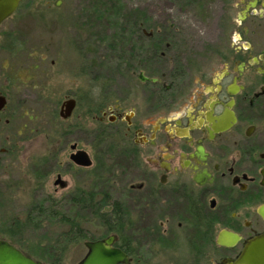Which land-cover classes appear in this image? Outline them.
Returning <instances> with one entry per match:
<instances>
[{
  "label": "flooded vegetation",
  "instance_id": "af4514ba",
  "mask_svg": "<svg viewBox=\"0 0 264 264\" xmlns=\"http://www.w3.org/2000/svg\"><path fill=\"white\" fill-rule=\"evenodd\" d=\"M33 1L21 0L10 16H0V99L6 103L0 123L9 111L15 119L21 115L20 107H10L11 92L25 85L40 100L41 86L30 81L48 76L29 71L23 80L17 66L21 48L13 19L46 16L51 9ZM178 6L180 18L162 16L152 30L149 19L127 21L135 34L128 51L115 52L117 83L100 89L87 111L96 128L92 143L108 144L112 153L114 177L106 188L114 195L102 193L105 162L93 172V164L73 160L85 151L84 133L68 125L61 152L71 153L53 185L62 196L48 194L36 203L62 201L69 234L84 233L71 215L87 212L102 220L108 234L84 245L111 238L126 257L119 264H264V0H180ZM29 56L34 70H43V53ZM71 99L74 113L87 98L76 93L64 102ZM20 136L0 131V245L36 264H54L52 248L44 253L35 237L42 206L23 219L15 203L23 200L21 181L38 186L47 180L51 174L38 170L57 166L58 153L23 158L33 167L28 176L20 166ZM119 170L125 174L117 178ZM105 200L110 211L102 210Z\"/></svg>",
  "mask_w": 264,
  "mask_h": 264
},
{
  "label": "rangeland",
  "instance_id": "374dc122",
  "mask_svg": "<svg viewBox=\"0 0 264 264\" xmlns=\"http://www.w3.org/2000/svg\"><path fill=\"white\" fill-rule=\"evenodd\" d=\"M61 1V5L56 6L58 0H34L33 2L38 4L48 2L51 5V9L46 11V16L29 18L21 13L12 21V32L21 48L17 65L21 68L20 76L25 80V72L29 71L34 74L46 71L48 76L44 75L42 78L30 81L41 86L36 91L40 94V100L32 97V92L26 90L25 85L21 86L20 90L10 93V107L12 109L20 107L21 115L19 119H15L11 117L9 111L0 123V131L14 134L15 137L18 131L21 132L19 138L23 139L20 145L23 147V154L20 161L24 164L20 166L24 173L27 170L28 176L32 175L33 167L28 164L29 160L23 158L26 156L28 158L31 153L36 156L52 151L58 153L59 164L57 166L51 165L50 168L43 166L38 170V173L42 175L51 174L47 180L38 182V186H36L37 182H31L29 179V182L25 179L21 181L20 194L23 200L21 199L22 201L15 205L22 217L36 205L42 206V209L47 211L46 213H53L48 210L55 211L53 217H49L46 213L36 215V219L34 217L36 227L40 228L36 231V240L39 245L42 244L44 253L46 246L52 248L54 264H78L88 251L84 242L97 240L108 234L102 220L91 217L87 212L80 218L71 215V222L81 226L82 232L87 236L84 240H78L74 234H69L71 224H67V218L63 217L66 205L62 201L36 202L43 200L48 194L58 200L62 196V190L59 189L56 193L53 185L57 173L62 171L71 153L70 148L61 152L64 147L61 133L68 125H70V130H80L84 133V143L82 142L81 147L93 161L90 170L94 172L98 169V162L106 163V168L101 170V189L103 194L108 192L107 195L110 197L114 194L110 195V189L106 188L108 186L106 180L114 177L113 159L108 144L99 147L92 143L96 128H94L93 120L86 117L87 105L84 104L86 108L81 105L73 113L71 119L63 120L60 117L62 103L68 96L80 93L94 106L96 104L94 96L100 89L103 92L105 85L106 89H110L111 83H117L114 66L119 54L115 52L128 51L131 40H133L131 35L135 34L130 33L127 21L149 19L151 23L162 16L171 20L172 18L177 19L181 17V14L178 9L180 0ZM149 28L152 30L156 26L151 23ZM30 52L32 54L34 52L36 56L43 53L46 57V63L42 65L43 70H34L33 64L36 60L33 56H29ZM134 82H138L136 78ZM80 116L82 121L78 119ZM7 119H10L9 124L6 122ZM75 124H79L78 129L72 127ZM76 137L77 133L70 137V140L73 141ZM122 174L124 175L125 171L119 170L115 177L118 178ZM36 190H38L37 193ZM36 194L37 198L34 196ZM31 199L35 202H27ZM103 204L106 205L102 209L104 212L112 209L106 200Z\"/></svg>",
  "mask_w": 264,
  "mask_h": 264
},
{
  "label": "water",
  "instance_id": "95a60500",
  "mask_svg": "<svg viewBox=\"0 0 264 264\" xmlns=\"http://www.w3.org/2000/svg\"><path fill=\"white\" fill-rule=\"evenodd\" d=\"M21 0H1L0 1V16L5 19L10 16L18 7ZM61 0H58L57 6H60ZM141 81H147L148 78L144 75H140ZM156 82L157 79H151ZM5 98L0 99V109L5 106ZM76 108V101L71 99L64 102L61 106L60 117L62 119H68L72 116L74 109ZM76 145L72 149H76ZM73 160L80 166L90 167L93 161L86 151H79L73 155ZM88 249V253L79 264H119L125 262V255L112 248V239L100 241H88L85 243ZM0 264H36L31 260L25 258L19 252L0 245Z\"/></svg>",
  "mask_w": 264,
  "mask_h": 264
},
{
  "label": "trees",
  "instance_id": "16d2710c",
  "mask_svg": "<svg viewBox=\"0 0 264 264\" xmlns=\"http://www.w3.org/2000/svg\"><path fill=\"white\" fill-rule=\"evenodd\" d=\"M84 103L87 105V108L89 109V111H91V109L94 108L93 104L90 103V101H85ZM39 211H40V212H43V213L46 212V211L43 210V209H39ZM52 212H53V211H52ZM46 215H49V217H53V216H54V213H50V214H47V213H46ZM104 221H106L107 224H108L109 219L104 218ZM74 236H75L78 240H84V239L87 238V236H86L84 233H83V234H82V233H81V234H74Z\"/></svg>",
  "mask_w": 264,
  "mask_h": 264
}]
</instances>
